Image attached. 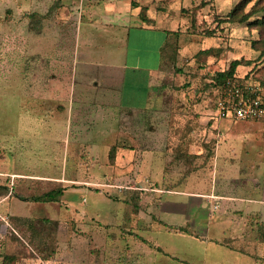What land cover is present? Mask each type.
Masks as SVG:
<instances>
[{
    "label": "rangeland",
    "instance_id": "obj_1",
    "mask_svg": "<svg viewBox=\"0 0 264 264\" xmlns=\"http://www.w3.org/2000/svg\"><path fill=\"white\" fill-rule=\"evenodd\" d=\"M240 2L141 0L171 41L156 103L129 117V135L105 139L117 143L112 158V148L92 152L94 139L63 112L82 80L75 81L70 65V2L0 0V187L10 191L4 196L0 189V213L15 230L0 245V264H201L207 258L204 239L175 228L187 225L188 213L200 219L190 193L216 181L233 190L239 172L264 160L259 121L216 127L213 77L233 61L242 62L236 77L262 85L264 97L263 35L231 20ZM210 48L212 54L198 56ZM88 125L95 134L102 123ZM114 128L125 130L120 122ZM123 144L138 151L122 156ZM59 188L67 191L57 202L18 198ZM31 220L45 229L44 238L29 230Z\"/></svg>",
    "mask_w": 264,
    "mask_h": 264
},
{
    "label": "crops",
    "instance_id": "obj_2",
    "mask_svg": "<svg viewBox=\"0 0 264 264\" xmlns=\"http://www.w3.org/2000/svg\"><path fill=\"white\" fill-rule=\"evenodd\" d=\"M67 2L74 11L70 65L75 81L77 75L82 80L78 89L76 82L74 85L78 97L63 112L68 121L78 120L85 137L94 139L92 152H101L100 147L108 151L117 143L109 146L105 139L129 135V117L143 114L156 103V89L165 73L166 46L172 34L159 26L151 10L150 22L142 19L141 0ZM218 120L216 127L224 130L233 124ZM93 121L102 123L95 134L88 132V122ZM118 122L125 130L114 128ZM262 122H255V127L263 129ZM127 146L123 144L118 154L138 151L132 149L133 145ZM246 170L247 174L239 172L235 177L233 190L216 181L206 192L190 193L192 201L201 207V216L199 219L188 213L187 225L181 227L206 241L209 255L201 264H264V160ZM203 203L209 209L203 208Z\"/></svg>",
    "mask_w": 264,
    "mask_h": 264
},
{
    "label": "trees",
    "instance_id": "obj_3",
    "mask_svg": "<svg viewBox=\"0 0 264 264\" xmlns=\"http://www.w3.org/2000/svg\"><path fill=\"white\" fill-rule=\"evenodd\" d=\"M253 3V5H252ZM251 5V7H250ZM250 7V9H248ZM249 10V11H247ZM148 7H141V13L140 16L142 19L146 22H150V19L148 17ZM230 18L232 21H236L239 23H247L251 28H255L260 30L261 34L263 35V39L261 40L264 42V0H241V2L233 9V11L230 13ZM168 46V45H167ZM166 46V47H167ZM264 51V49H263ZM214 52L213 48L202 50L198 53V56H207ZM242 62L239 60L233 61L231 64L229 70L220 72L217 74V76L213 77V88L218 89V93L220 92V89L222 86L228 81V80H238L242 84H246L245 81L242 79H238L235 75L237 68L239 65H241ZM245 80V79H244ZM261 90L262 85L259 84L258 86ZM218 97V96H217ZM117 148L113 147L110 153V156L113 158L114 153L116 152ZM0 189L3 192L4 196L10 195V191L8 188L0 187ZM66 189L65 188H59L51 190L47 193H44L39 196H34L31 198H25L23 196H19L24 201H32V202H57L60 200L62 196H64ZM42 224H54L55 226H58L57 222L50 223L48 221H44L43 219L40 220ZM29 230L33 231V234H37L38 236H41L44 238V231L43 229H39L37 227V221L31 220L28 224ZM41 228V227H40ZM177 231L179 232H187L192 234V231L189 230L186 227L176 226L175 227ZM38 250L39 252V248ZM40 254L44 255V250L39 252Z\"/></svg>",
    "mask_w": 264,
    "mask_h": 264
},
{
    "label": "built area",
    "instance_id": "obj_4",
    "mask_svg": "<svg viewBox=\"0 0 264 264\" xmlns=\"http://www.w3.org/2000/svg\"><path fill=\"white\" fill-rule=\"evenodd\" d=\"M217 117L232 122L264 121V97L257 85L228 80L220 89L215 104ZM10 230L15 232L9 217L0 213V245Z\"/></svg>",
    "mask_w": 264,
    "mask_h": 264
}]
</instances>
